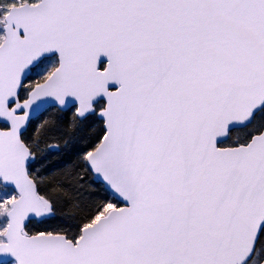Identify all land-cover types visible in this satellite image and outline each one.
<instances>
[{
    "label": "snow or ice",
    "instance_id": "1",
    "mask_svg": "<svg viewBox=\"0 0 264 264\" xmlns=\"http://www.w3.org/2000/svg\"><path fill=\"white\" fill-rule=\"evenodd\" d=\"M0 264H264V0H0Z\"/></svg>",
    "mask_w": 264,
    "mask_h": 264
}]
</instances>
